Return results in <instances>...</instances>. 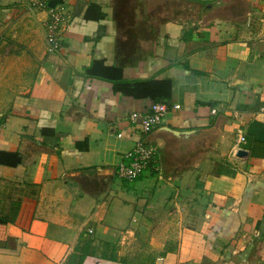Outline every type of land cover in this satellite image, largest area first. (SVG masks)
Segmentation results:
<instances>
[{
    "label": "crops",
    "instance_id": "0c3cea01",
    "mask_svg": "<svg viewBox=\"0 0 264 264\" xmlns=\"http://www.w3.org/2000/svg\"><path fill=\"white\" fill-rule=\"evenodd\" d=\"M32 1L0 0V264H264V0H52L53 52ZM148 80L170 81L160 170L125 181L154 100L114 84Z\"/></svg>",
    "mask_w": 264,
    "mask_h": 264
},
{
    "label": "built area",
    "instance_id": "2783aa9c",
    "mask_svg": "<svg viewBox=\"0 0 264 264\" xmlns=\"http://www.w3.org/2000/svg\"><path fill=\"white\" fill-rule=\"evenodd\" d=\"M51 1L34 0L31 2V7L45 10L47 13L48 20L45 25V38L48 52H53L59 48V30L67 15L63 5L51 4ZM173 107L178 108L179 105L176 104ZM167 110L168 104L164 101H159L151 103L149 110L146 112H133L129 115V122L139 127L141 137L135 142L132 149L124 154V159L117 164L115 174L119 178L125 181H133L150 167L155 172L160 170L157 164V148L147 143L143 139V135L161 123ZM212 112L214 113L215 110L213 109ZM238 140L242 142L243 137H239Z\"/></svg>",
    "mask_w": 264,
    "mask_h": 264
},
{
    "label": "trees",
    "instance_id": "16d2710c",
    "mask_svg": "<svg viewBox=\"0 0 264 264\" xmlns=\"http://www.w3.org/2000/svg\"><path fill=\"white\" fill-rule=\"evenodd\" d=\"M101 68V69H100ZM119 70L116 67L110 66L105 67L101 61H93L92 64L86 68V73L89 75H100L107 76L110 78L117 79L119 76L114 75ZM114 89L122 91L127 94L137 96H150L154 102L164 101L167 103V99L170 96V81L169 80H148V81H135V82H124L118 81L114 84ZM20 162V156L16 152L0 151V164H6L14 166ZM0 221H6L0 218ZM11 221V220H9ZM80 249L81 254L78 256V261L81 262L86 253L85 248L77 247L75 250L78 252Z\"/></svg>",
    "mask_w": 264,
    "mask_h": 264
},
{
    "label": "water",
    "instance_id": "95a60500",
    "mask_svg": "<svg viewBox=\"0 0 264 264\" xmlns=\"http://www.w3.org/2000/svg\"><path fill=\"white\" fill-rule=\"evenodd\" d=\"M159 131H165L167 133V136L170 139H173L176 144L181 145V144H185L184 140H190L192 137H195V132L193 130H188V131H177V130H173V129H169L168 127H161L160 129H158ZM236 155L237 156H245L246 152L241 149L238 148L236 150Z\"/></svg>",
    "mask_w": 264,
    "mask_h": 264
},
{
    "label": "rangeland",
    "instance_id": "374dc122",
    "mask_svg": "<svg viewBox=\"0 0 264 264\" xmlns=\"http://www.w3.org/2000/svg\"><path fill=\"white\" fill-rule=\"evenodd\" d=\"M142 245H144V241L141 243ZM145 245H146V242H145ZM141 253H145V252H140L138 255H140ZM137 254H135L134 255V260H137V259H140V258H143V256H138ZM138 256V257H137ZM147 256V255H146ZM146 256H144V257H146ZM137 258V259H136ZM146 259V258H145ZM148 261V259H146L145 261H144V263L145 264H149V262H147ZM150 263H152V261H151V259H150ZM134 264H139V262H135L134 261ZM154 264V263H153Z\"/></svg>",
    "mask_w": 264,
    "mask_h": 264
}]
</instances>
